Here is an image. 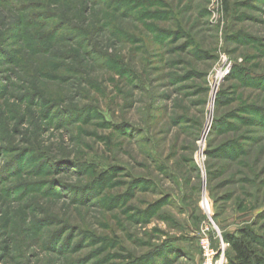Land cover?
<instances>
[{
  "label": "rangeland",
  "instance_id": "obj_1",
  "mask_svg": "<svg viewBox=\"0 0 264 264\" xmlns=\"http://www.w3.org/2000/svg\"><path fill=\"white\" fill-rule=\"evenodd\" d=\"M264 264V0H0V264Z\"/></svg>",
  "mask_w": 264,
  "mask_h": 264
},
{
  "label": "trees",
  "instance_id": "obj_2",
  "mask_svg": "<svg viewBox=\"0 0 264 264\" xmlns=\"http://www.w3.org/2000/svg\"><path fill=\"white\" fill-rule=\"evenodd\" d=\"M247 235H242L239 238H228V243L235 253V261L237 264H253L256 254L253 252L251 243L247 242Z\"/></svg>",
  "mask_w": 264,
  "mask_h": 264
}]
</instances>
